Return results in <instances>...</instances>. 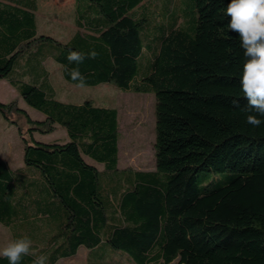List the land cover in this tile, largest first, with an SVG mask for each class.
<instances>
[{"label":"trees","instance_id":"1","mask_svg":"<svg viewBox=\"0 0 264 264\" xmlns=\"http://www.w3.org/2000/svg\"><path fill=\"white\" fill-rule=\"evenodd\" d=\"M163 1L76 0V30L60 39L37 34V0H0V79L46 115L35 120L16 99L0 101L24 143V168L0 157V222L13 239L37 235L32 251L47 264L80 246L88 248L87 264H264V123L246 122L240 78L247 57L228 29L229 0H194L190 33L180 13L166 19ZM143 38L155 39L148 65ZM70 50L98 55L70 64ZM33 57L52 58L76 85L74 67L86 86L154 93L155 168H119L117 108L57 99L47 70L40 83L15 80L20 61ZM15 114L26 119V132ZM56 124L68 141L34 137ZM201 172L231 175L202 184ZM0 264L9 261L0 257Z\"/></svg>","mask_w":264,"mask_h":264},{"label":"rangeland","instance_id":"2","mask_svg":"<svg viewBox=\"0 0 264 264\" xmlns=\"http://www.w3.org/2000/svg\"><path fill=\"white\" fill-rule=\"evenodd\" d=\"M164 5L169 7L170 14L166 19H172L173 16L180 13L183 21H185V29L190 33L192 32V17L196 15L194 8V0H164ZM76 16L75 0H40V9L38 11V24L42 25L44 31L42 33H52L60 39H66L67 36L76 29L74 24V17ZM42 20V22H41ZM153 23L151 22V25ZM146 48L144 49L143 63L148 65L151 59V48L149 43L155 42V39L143 38ZM141 62V61H140ZM56 64V63H55ZM48 68L52 69L54 73V83L59 91L60 97L70 96L72 101H81L84 98H92L96 103L102 105H112L118 109L120 119V166L124 168L134 169H154L156 166L154 142L156 138V115L155 105L156 98L154 93H136L132 91H121L113 83L100 84L97 86H86L84 88L77 87L72 83L66 81L67 86L75 88V90L67 93V90L62 87V79L59 72L53 70L51 64H47ZM58 75V76H57ZM3 90L0 87V93ZM12 100H15L12 99ZM18 105L20 97L16 98ZM23 109L22 107H20ZM30 108V106H29ZM25 110V109H23ZM26 111V110H25ZM31 112V110H29ZM27 112V111H26ZM34 117H39L37 113L33 114ZM18 118L22 125V131L26 132L24 118L19 115H12ZM4 118L0 113V146L5 145L3 151L7 155L21 156V163L23 161L24 143L21 135L18 132L19 122L4 123ZM56 130L48 134H40L37 139L43 142L54 141L55 137L61 138L66 134L65 128L56 126ZM64 130V131H63ZM65 132V133H64ZM67 136V134H66ZM12 166L15 164L11 162ZM27 169L26 171H28ZM231 173L214 174L211 172H201L199 179L202 184L209 182L215 183L222 179H226ZM3 243L9 240V232L6 228H2ZM85 249L80 251L78 257H85ZM71 258H63L60 262H70ZM84 259V258H83ZM79 260V259H78ZM85 261V259L83 260ZM85 263V262H83Z\"/></svg>","mask_w":264,"mask_h":264},{"label":"clouds","instance_id":"3","mask_svg":"<svg viewBox=\"0 0 264 264\" xmlns=\"http://www.w3.org/2000/svg\"><path fill=\"white\" fill-rule=\"evenodd\" d=\"M230 19L228 29L237 33L247 57L240 78L243 98L247 101L244 111L248 113L246 122L253 127L264 123V0H229L226 13ZM98 53L91 50L87 56L80 51L70 50L67 60L79 65L86 58L95 59ZM71 80L77 87H86V78L78 67L68 69ZM238 106L239 101H234ZM34 257L32 264H47L46 255H37L32 251V240L27 236L9 239L0 247V257L9 264H20L24 256Z\"/></svg>","mask_w":264,"mask_h":264},{"label":"crops","instance_id":"4","mask_svg":"<svg viewBox=\"0 0 264 264\" xmlns=\"http://www.w3.org/2000/svg\"><path fill=\"white\" fill-rule=\"evenodd\" d=\"M39 9H40V0H37V8L34 10V14H35V18H36V25H37V34L42 33L44 31L42 20H41L42 25L39 26V24H38V11H39ZM75 9H76V0H75ZM75 18H76V16L74 17V24H75ZM75 30L76 29H73L71 33H73ZM70 34L67 36V38L70 36ZM28 59L24 58L23 60L20 61V64L17 66L16 70L14 71V79L15 80H17L19 78H23L26 81H30V82H34V83H38V82L40 83L43 80L44 71L47 70V72H49V81H50L51 89H53L57 99H59L61 101H64V102H73V103H80L84 99H86V98H84L81 101H72V100H70V96L65 97V98L59 96L60 93L57 90L58 87H56V84L54 83V80H53L54 73H53L52 69L48 68V66H47L48 63L53 66V70H55V71L57 70L60 73L59 76L62 79V87H63V89L67 90V93H69L70 91L75 90V88L67 86L66 81H68V80H66L64 78V76H63L61 65L59 63H57L55 60H53L52 58H47L44 61L42 59V57L40 58V60H38V57H33L31 60H28ZM38 72H39V75H38ZM68 83H72V82L68 81ZM72 84H74V83H72ZM100 84H106V83H100ZM100 84H97V85H100ZM74 85H76V84H74ZM97 85H94V86H97ZM0 87L3 90V92L0 93V101L1 102L8 103V102L12 101V99H14V98L16 99L17 96H18V97H20L19 107H22L23 109H25L32 119H35V120H43V119H45L46 115L43 112H41L38 109L34 108L33 106L29 105L23 99V97L19 93V90L11 82V80H9L7 78L0 79ZM118 89H121V88L118 87ZM121 91H132V90H123L122 89ZM132 92H135V91H132ZM136 93H139V92H136ZM69 95H71V94L69 93ZM97 104L100 105V106L115 107V106H112V105H102V104H99V103H97ZM29 106H30V108H29ZM29 110H31V112ZM35 113H37L39 115L38 118L33 116V114H35ZM2 119H3L2 121H4V123H7V122L9 123L10 122L9 120H7L5 118H2ZM118 120H119V129H120L119 113H118ZM24 123H25V126H26V119H24ZM0 124H2L1 120H0ZM55 126L62 127L59 124H56ZM62 129H63V127H62ZM55 130H56V128H55ZM54 131H52V132H54ZM52 132H50V133H52ZM39 133L40 132H38V131L34 132V137L36 139H37L38 135H40V134H48V133H40V134ZM119 133H120V131H119ZM66 134H67V131H66ZM66 134H65L64 137H61V138L55 137L54 141H51V142H66V141H68L69 137H68V134H67V136H66ZM120 139H121V133H120V138H119V164H118V166H119V168H124V167L120 166ZM4 148H5V145H1L0 146V157L2 159H4L8 163L9 167L11 169L24 168V164L21 163V156H19V157L17 156L16 158H13L12 154L11 155L5 154V152L3 151ZM85 159L88 162L96 165L99 169H103V167H104L103 163L96 162L95 160H93L91 158H87V157H85ZM23 161H24V153H23ZM11 162H13L15 164V167L12 166ZM41 219L42 218H40V216H39L36 220L38 221V220H41ZM2 228H6L8 230V232H9V239H13L12 230H11L10 226L0 222V230ZM27 236L29 238L33 237V238L37 239V235L27 234ZM3 238H4L3 231H0V247L4 246V245L2 246ZM82 249H85V251H86L85 252L86 253L85 257H82V256L78 257V255L80 254V251H82ZM87 255H88V248L85 247V246H80L75 255L70 256V257H63V258H71L70 262L62 263L60 261L63 258H60L59 260H57L53 264H87ZM83 258L85 259V261H83L84 260ZM83 262H85V263H83Z\"/></svg>","mask_w":264,"mask_h":264}]
</instances>
